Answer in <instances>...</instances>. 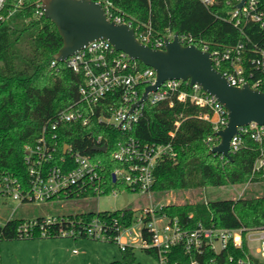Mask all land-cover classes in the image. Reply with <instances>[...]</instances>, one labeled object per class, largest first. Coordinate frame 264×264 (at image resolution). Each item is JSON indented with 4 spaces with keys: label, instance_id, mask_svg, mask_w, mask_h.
<instances>
[{
    "label": "trees",
    "instance_id": "obj_1",
    "mask_svg": "<svg viewBox=\"0 0 264 264\" xmlns=\"http://www.w3.org/2000/svg\"><path fill=\"white\" fill-rule=\"evenodd\" d=\"M7 1L9 14L0 23V176L11 174L25 181L28 179L26 145L35 144L46 123L78 100L84 76L67 67L66 62L57 61L56 54L63 45V38L53 20L36 13L41 0H22L20 4L19 0ZM111 1L133 21L134 27L150 23L157 36L178 31L181 36H191L199 48L208 45L210 51L244 43L247 58L256 57L259 50H264V27L255 22L237 27L226 19L234 0L231 5L227 0H218L211 6L200 0ZM55 60L57 62L53 65ZM138 62L142 68L148 67L140 60ZM116 102V105L121 104L120 100ZM197 111L194 104L178 101L147 104L144 115L129 133L142 141L171 142L174 145L175 156L161 159L156 166L154 192L163 195L263 181L264 170H255L260 156L258 143L250 135H245L243 146L232 153V159L210 153L218 139L208 141L213 134L212 123L198 118ZM177 121L181 124L172 136L170 133ZM65 128L61 134L63 141L101 161L109 193L114 188L130 192L127 185L114 181L112 175L119 166L112 153L127 134L112 126L93 130L94 135H104L107 150L102 152L94 150L87 136L88 127L67 123ZM160 212L177 218L183 227L189 229L199 224L255 229L264 226V195L170 203L163 205ZM135 215L136 211L128 207L69 214L73 219L81 218L87 222L94 217H107L122 226L131 225ZM38 218L41 220L42 216ZM25 220L12 218L4 225L0 224V240L44 237L39 229L31 236L22 235L19 229ZM58 228V225L53 226L49 237L59 236ZM142 231L144 237L150 239L149 230L143 228ZM142 248L158 258L155 249ZM123 252L128 263L134 262V246ZM168 256L171 264H191L193 260L198 264H263L260 258L249 252L246 241L240 247L231 243L221 251L208 246L201 253H189L182 245H175ZM0 264H3L1 258ZM109 264L122 262L116 259Z\"/></svg>",
    "mask_w": 264,
    "mask_h": 264
},
{
    "label": "built area",
    "instance_id": "obj_2",
    "mask_svg": "<svg viewBox=\"0 0 264 264\" xmlns=\"http://www.w3.org/2000/svg\"><path fill=\"white\" fill-rule=\"evenodd\" d=\"M96 1L102 4L110 20L134 27L133 21L116 9L111 0ZM200 1L211 6L218 0ZM241 1L234 0L232 4V0H227V4H232V8L227 12L226 19L237 27L249 22L264 27V0H245L243 5L238 7ZM21 2L22 0H19V4ZM7 5V0H0V23L9 14ZM36 13L44 14L42 2L38 4ZM134 28L136 36L154 48H165L166 39H172L174 36L172 32L164 36L155 35L150 23ZM179 36L183 44H195L191 36ZM202 49L209 50L208 45ZM210 52L214 66L219 70L223 69L220 71L232 85L243 86L249 82L252 87L264 90V50H259L256 57L247 58L244 43H238ZM57 61H53V65ZM64 62L74 72L84 76V82L79 87V98L46 123L35 144L26 145L27 180L21 181L11 174L0 176L2 198L20 203H43L58 199L95 198L109 194V184L102 171L101 161L62 140L61 134L66 131L64 126L67 123L88 127L90 131L87 136L93 145H106V150L104 135H94L93 130L100 126H112L127 134L125 139L117 143L112 153L119 163L112 175L114 181L127 185L130 192L143 194L154 192L155 169L159 161L176 154L171 142H146L129 134L144 115L147 104L163 101L170 104L177 101L194 104L198 107L196 116L212 123L213 134L208 137V141L218 139L219 143L220 138L216 132L228 124V110L225 105L215 95L204 90L199 83L191 84L189 80L167 79L156 89L150 90L146 99H142L147 87L156 83V70L150 66L142 68L137 59L117 50L107 39L91 41ZM117 100H120V105H116ZM180 124V121L176 122L170 133L172 136H175ZM245 135H250L259 145L260 156L255 170H264V124L253 121L248 125L239 126L238 132L230 142L231 153L243 146ZM124 191L114 188L111 192L123 196ZM130 192L127 191L126 202ZM162 207H144L135 215L129 226L119 225L115 220L109 221L107 217H94L87 222L81 218L73 219L69 214H61L42 216L41 220L38 217L26 219L19 230L22 235L31 236L39 229L42 236H49V230L58 225L59 236L91 237L120 242L122 250L135 246L133 241L139 240L143 247L158 252L160 264H171L168 255L175 245H182L189 253H201L208 246L215 251H221L231 243L240 247L246 241L249 252L254 255L250 242L260 240L257 250L264 264V226L246 229L199 224L189 229L183 227L177 218L160 212ZM136 223L142 224L139 232L130 229ZM143 228L149 230L150 239L144 237ZM124 233L130 237L123 236ZM191 264H198V261L193 260Z\"/></svg>",
    "mask_w": 264,
    "mask_h": 264
},
{
    "label": "water",
    "instance_id": "obj_3",
    "mask_svg": "<svg viewBox=\"0 0 264 264\" xmlns=\"http://www.w3.org/2000/svg\"><path fill=\"white\" fill-rule=\"evenodd\" d=\"M244 1L238 3V7ZM41 2L45 16L53 20L63 38V45L56 54L57 60L64 61L91 41L103 38L117 50L156 70V83L147 87L142 99L147 98L150 90L173 78L199 83L204 90L215 95L228 110V124L216 132L220 141L210 149V153L232 159L230 142L239 126L253 121L264 124V90L252 87L249 82L243 86L232 85L214 66L211 52L196 44H183L178 31L172 39H166L165 48H154L136 36L134 27L110 20L102 4L96 0ZM94 150L105 152L106 145L94 146ZM123 196L127 201V191Z\"/></svg>",
    "mask_w": 264,
    "mask_h": 264
},
{
    "label": "rangeland",
    "instance_id": "obj_4",
    "mask_svg": "<svg viewBox=\"0 0 264 264\" xmlns=\"http://www.w3.org/2000/svg\"><path fill=\"white\" fill-rule=\"evenodd\" d=\"M264 195V180L246 184L209 186L199 189L181 190L159 194L153 192H130L128 202L123 196L110 192L95 198L58 199L43 203H20L16 200L0 197V224L4 225L12 218L33 219L40 216L74 214L90 209L116 210L132 208L139 214L144 207H161L170 203L207 202L211 200L251 197ZM140 223L130 229L139 232ZM123 236L129 238L126 233ZM135 260L131 264H160L159 259L148 253L133 241ZM260 240L250 242L253 254L261 258L258 252ZM0 258L3 264H109L120 260L130 264L124 257L120 242L93 239L91 237L44 236L22 237L0 240Z\"/></svg>",
    "mask_w": 264,
    "mask_h": 264
},
{
    "label": "crops",
    "instance_id": "obj_5",
    "mask_svg": "<svg viewBox=\"0 0 264 264\" xmlns=\"http://www.w3.org/2000/svg\"><path fill=\"white\" fill-rule=\"evenodd\" d=\"M44 216V215H43Z\"/></svg>",
    "mask_w": 264,
    "mask_h": 264
}]
</instances>
